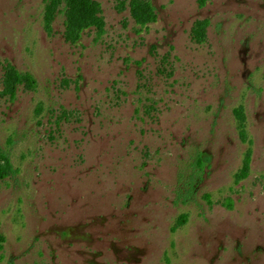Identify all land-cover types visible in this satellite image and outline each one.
<instances>
[{
  "label": "rangeland",
  "instance_id": "1",
  "mask_svg": "<svg viewBox=\"0 0 264 264\" xmlns=\"http://www.w3.org/2000/svg\"><path fill=\"white\" fill-rule=\"evenodd\" d=\"M94 1L0 0V264H264V0Z\"/></svg>",
  "mask_w": 264,
  "mask_h": 264
},
{
  "label": "trees",
  "instance_id": "2",
  "mask_svg": "<svg viewBox=\"0 0 264 264\" xmlns=\"http://www.w3.org/2000/svg\"><path fill=\"white\" fill-rule=\"evenodd\" d=\"M210 0H198V4L200 7H205ZM47 4L49 10L53 11L57 6H64V12L68 17L69 23V32L71 31L72 27L81 23L86 22L91 25H95L97 28L98 36H101L104 33V22L101 14V4L94 0H44ZM138 18L142 19L145 18L146 20H155L156 15L154 13V8L151 4L147 3L141 12L138 15ZM209 25L208 20L198 21L196 26L193 29L194 37L199 40L203 41L206 35V28ZM14 80L18 84H24L27 88L35 89L37 86V81L30 73H22L19 71L14 72ZM234 115L239 123L240 129V138L242 141L247 142L249 141L247 126H246V113L244 106H239L234 109ZM252 143V141H249ZM0 156L4 157L7 162L9 160L5 157V155L0 154ZM251 161H252V149L249 148L246 152V155L243 160L242 168L236 174V181H240L245 179L251 169ZM7 170L4 166L0 163V179H3L7 176ZM228 206H231V203H228ZM187 221V215H182L178 221V225L181 226L185 224ZM4 241V237L0 235V243Z\"/></svg>",
  "mask_w": 264,
  "mask_h": 264
}]
</instances>
